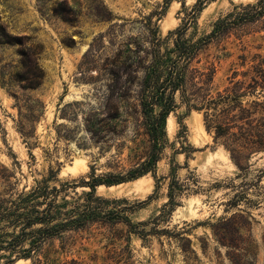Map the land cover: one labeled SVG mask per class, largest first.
Instances as JSON below:
<instances>
[{
	"label": "rangeland",
	"instance_id": "rangeland-1",
	"mask_svg": "<svg viewBox=\"0 0 264 264\" xmlns=\"http://www.w3.org/2000/svg\"><path fill=\"white\" fill-rule=\"evenodd\" d=\"M194 1L171 0L158 15L163 0H0V80L11 87L0 81L1 198H15L47 179L48 186L66 182L57 201H71L89 191L85 182L92 172L124 173L143 157L147 140L135 130L137 113L123 107L115 114V96L106 104L101 63L122 39L136 35L139 19L150 17L164 37ZM252 1L207 2L196 18L197 36L234 5ZM102 32L98 68L79 67ZM240 55L246 64L264 58L263 30L208 44L201 62L214 66L221 87ZM34 63L43 78L29 88L20 75ZM18 125L33 133L24 139ZM165 130L157 182L147 172L95 187V195L109 199L105 210L125 209L131 229L122 221L92 222L71 236L51 238L42 254L56 264H264V152L238 169L213 142L202 113L184 106L168 114Z\"/></svg>",
	"mask_w": 264,
	"mask_h": 264
},
{
	"label": "trees",
	"instance_id": "trees-1",
	"mask_svg": "<svg viewBox=\"0 0 264 264\" xmlns=\"http://www.w3.org/2000/svg\"><path fill=\"white\" fill-rule=\"evenodd\" d=\"M209 1L195 0L189 10H184L181 23L164 37H160L150 17H142L136 35L122 39L113 55H105L101 63L104 100L107 104L115 96V114L123 107L135 110V130H140L147 140L143 157L124 173L95 175L92 172L85 182L89 191L81 197L72 196L71 201L64 198L57 201L59 192L68 188L66 182L59 187L48 186L47 179L15 198L0 197V264H14L19 259H29L30 264H56L42 254L43 245L51 238L71 236L92 222L122 221L131 229L125 209L105 210L104 204L109 199L95 195V187L147 172L157 182L156 163L168 141L165 120L180 106L202 113L204 127L212 133L213 142L222 145L238 169L247 168L253 155L264 152V58L257 55L246 64L245 55H240V68H231L221 87L215 85L214 66L201 62L203 51L212 42L219 44L230 36L241 39L246 33L264 31V0L234 5L214 20L208 33L197 36L196 18ZM170 2L163 0L158 15ZM103 36L104 32L92 39L79 67L84 66L87 71L98 68L94 57L102 47ZM20 76L24 86L35 88L41 83L43 72L34 63ZM0 81L11 88L8 81L3 78ZM87 81L92 82V77ZM37 103L40 104L38 100ZM18 131L24 139L33 133L32 128L26 131L22 125H18ZM62 264L81 263L70 259Z\"/></svg>",
	"mask_w": 264,
	"mask_h": 264
},
{
	"label": "bare ground",
	"instance_id": "bare-ground-1",
	"mask_svg": "<svg viewBox=\"0 0 264 264\" xmlns=\"http://www.w3.org/2000/svg\"><path fill=\"white\" fill-rule=\"evenodd\" d=\"M102 185H99L98 187H101ZM104 187V186H103Z\"/></svg>",
	"mask_w": 264,
	"mask_h": 264
}]
</instances>
